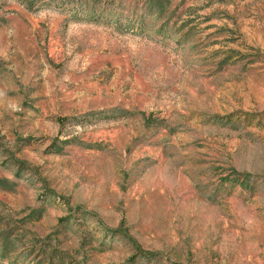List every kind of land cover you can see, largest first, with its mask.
Returning a JSON list of instances; mask_svg holds the SVG:
<instances>
[{"label": "rangeland", "instance_id": "374dc122", "mask_svg": "<svg viewBox=\"0 0 264 264\" xmlns=\"http://www.w3.org/2000/svg\"><path fill=\"white\" fill-rule=\"evenodd\" d=\"M98 11L0 0V264H264V0Z\"/></svg>", "mask_w": 264, "mask_h": 264}, {"label": "trees", "instance_id": "16d2710c", "mask_svg": "<svg viewBox=\"0 0 264 264\" xmlns=\"http://www.w3.org/2000/svg\"><path fill=\"white\" fill-rule=\"evenodd\" d=\"M105 1L106 0H20L28 10H35L42 6H53L63 10H69L73 17L93 20L101 18V13H99L98 8L101 7ZM170 1L171 0H146V7L153 16L161 17L168 10ZM82 11L84 12L83 14H81ZM234 172V174L227 175L223 177V179L228 180L230 178H236L239 180L241 175L237 171ZM21 241L22 237L19 239H7L4 242L0 256L6 257L15 252ZM37 242L42 243L40 246H37L38 244L35 240L29 247V254L34 255L36 258L34 264H76L75 260L69 259V253L58 247V244H52V239L50 237L41 241L38 240Z\"/></svg>", "mask_w": 264, "mask_h": 264}]
</instances>
